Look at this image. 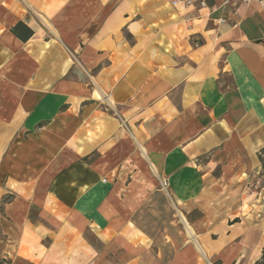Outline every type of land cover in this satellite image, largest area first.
<instances>
[{"label":"crops","instance_id":"1","mask_svg":"<svg viewBox=\"0 0 264 264\" xmlns=\"http://www.w3.org/2000/svg\"><path fill=\"white\" fill-rule=\"evenodd\" d=\"M204 2L0 0L11 264L260 259L264 7ZM237 177L257 185V226L225 222ZM211 184L215 223L202 203Z\"/></svg>","mask_w":264,"mask_h":264},{"label":"rangeland","instance_id":"2","mask_svg":"<svg viewBox=\"0 0 264 264\" xmlns=\"http://www.w3.org/2000/svg\"><path fill=\"white\" fill-rule=\"evenodd\" d=\"M221 175V173L219 171H213L212 172V176L214 178H219V176ZM244 178H239L237 177L235 179L236 181V191H237V195L235 196V201L234 203H231L230 206H228L226 208L225 211L223 212H228V215L225 216L226 219V224H228L229 226H234L236 224H242L244 223L246 220L249 221L250 224H253L254 226L259 225L261 218H259V212H261L259 210L260 205L257 206V204L254 201V198L249 197L248 195L251 193L250 190H254L255 188H257V185H252V184H248V183H244L243 182ZM214 184H211L208 188V190L205 192L203 199H202V203L204 205L205 208V213L208 216L210 223H215L217 221V218H219V214H218V209H215L214 206V196H213V188H214ZM263 211V210H262ZM204 214V216H206ZM238 217H235V216ZM261 215L264 216V212H261ZM261 217V216H260ZM2 228L3 226L0 224V239L1 237H4V234L2 233ZM2 243L0 242V245ZM2 247V246H1ZM0 247V250H1ZM219 257L218 258H214L211 259V263L212 264H218L219 263ZM0 264H11V260L10 258L2 253L0 251Z\"/></svg>","mask_w":264,"mask_h":264},{"label":"built area","instance_id":"3","mask_svg":"<svg viewBox=\"0 0 264 264\" xmlns=\"http://www.w3.org/2000/svg\"><path fill=\"white\" fill-rule=\"evenodd\" d=\"M169 3L175 7L178 8H188L192 7L195 4V0H168ZM228 3H237V4H258L262 7H264V0H227ZM200 5L202 8L206 7L204 0H200ZM165 184V183H164Z\"/></svg>","mask_w":264,"mask_h":264},{"label":"trees","instance_id":"4","mask_svg":"<svg viewBox=\"0 0 264 264\" xmlns=\"http://www.w3.org/2000/svg\"><path fill=\"white\" fill-rule=\"evenodd\" d=\"M17 29H18V27H16V28L13 29V32H14L15 34H18ZM31 34H32L31 30H30V29H27V35L30 36ZM18 35H19V34H18ZM22 38H23V37H22ZM24 39H25V38H24ZM254 264H264V248H263V250H262V255H261L260 259L257 260Z\"/></svg>","mask_w":264,"mask_h":264}]
</instances>
